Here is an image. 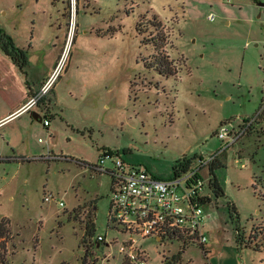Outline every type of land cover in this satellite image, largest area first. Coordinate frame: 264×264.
Wrapping results in <instances>:
<instances>
[{"label": "rangeland", "instance_id": "1", "mask_svg": "<svg viewBox=\"0 0 264 264\" xmlns=\"http://www.w3.org/2000/svg\"><path fill=\"white\" fill-rule=\"evenodd\" d=\"M259 1L0 0V23L30 49L31 80L52 73L48 63L66 51L50 93L51 125L34 120L20 127L16 153L0 142L2 156H18L0 160L9 264H82L81 240L94 221L95 238L107 240L89 246L87 264H133L120 251L126 233L108 231L113 177L93 166L113 169L123 158L169 178L178 159L220 152L222 126L239 128L257 116L264 98ZM155 16L178 70L173 76L146 64L155 48L142 39L158 30L152 26L141 35L137 24ZM257 122L219 154L224 165L216 175L224 195L208 190L205 246L147 237L141 241L146 264H264V249L236 239L237 225L248 237L264 230V121ZM106 153L112 156L102 160ZM115 238L120 241L109 244ZM87 239L90 245L93 238Z\"/></svg>", "mask_w": 264, "mask_h": 264}, {"label": "built area", "instance_id": "2", "mask_svg": "<svg viewBox=\"0 0 264 264\" xmlns=\"http://www.w3.org/2000/svg\"><path fill=\"white\" fill-rule=\"evenodd\" d=\"M264 8V6H263ZM213 13L208 15L214 20ZM66 51L56 63L52 73L43 81L23 105V109H33L52 90L55 80L62 71L65 63ZM254 118L239 128L228 129L222 126L217 134L225 143L220 152L207 158L199 157L192 163L181 166L178 173L169 178L154 175L148 168L128 163L123 158L115 160L113 169L94 165L97 171L108 172L113 177L111 205L108 215V231L117 229L126 233L122 240L120 251L125 254L129 263L146 264V250L141 241L153 237L163 242L167 239H180L189 243L199 242L206 244L207 235L205 226V206L212 201L207 195L210 175L204 174L221 151L234 145L247 132ZM45 126L50 123L49 118L42 117ZM112 156L111 153L103 155L102 160ZM53 197L46 196L50 201ZM64 206L63 201H59ZM98 245L106 241L105 235L97 236ZM115 238L109 244L119 242Z\"/></svg>", "mask_w": 264, "mask_h": 264}, {"label": "trees", "instance_id": "3", "mask_svg": "<svg viewBox=\"0 0 264 264\" xmlns=\"http://www.w3.org/2000/svg\"><path fill=\"white\" fill-rule=\"evenodd\" d=\"M152 26H156L155 29L158 30V32L155 35H152L150 37L144 36L142 39V42L144 44H153L155 48V52L151 55L149 59L146 60V64L149 68L157 70L160 74L163 76H173L175 75L178 70L174 65V62L169 57V54L164 49L167 36L165 32H162L159 28L162 26L161 20L155 16L152 20L149 21H139L137 24V30L138 33L143 35L146 33V31L151 28ZM153 34V32H152ZM0 47L2 50L10 56L13 61L22 69V71L27 74V68L29 67V49L20 47L16 44L14 41L13 36L8 33L5 29L0 27ZM50 98L47 99V96L44 97L39 105L46 104L49 108L50 105ZM264 98L262 99L260 110L257 113V116L248 117L245 120V123L249 122L252 118L253 121L249 125L248 129L246 130L248 133H250L253 128L255 127V123L258 121V117L261 118L264 121ZM244 123V124H245ZM258 123V122H257ZM264 131V130H263ZM199 157H187L184 156L180 159H178L175 164L173 165V173H178V169L181 166H185L186 164H190L193 162V160L197 159ZM224 164L222 160L218 157H216L212 162L209 164V173H210V180H209V189L213 190L217 196L224 195L223 188L218 180V177L216 175V170L219 167H222ZM102 172V171H99ZM231 216L236 221L238 219V215L236 214V208L235 206L231 207ZM95 221L93 223H87L85 227V233L82 237V244L85 245V254L84 259L82 261V264H87V258L92 254L91 246L92 244L97 248L98 240L95 238ZM236 239L240 246L250 247L256 250L264 249V230L261 228L260 230L254 231L253 234L248 236H245V230L241 229L238 225L236 226ZM10 235V228L8 226V221L1 220L0 221V264H9L7 254H6V239L9 238ZM93 238V242L88 245V239L87 237ZM184 245H188L186 241H184ZM204 247L205 245L202 244ZM207 252V250H206Z\"/></svg>", "mask_w": 264, "mask_h": 264}, {"label": "crops", "instance_id": "4", "mask_svg": "<svg viewBox=\"0 0 264 264\" xmlns=\"http://www.w3.org/2000/svg\"><path fill=\"white\" fill-rule=\"evenodd\" d=\"M257 3L259 5L260 1ZM0 27L13 36L18 46L29 49L28 46L21 43L17 35L10 31L7 25L0 23ZM57 61L55 57L52 58L48 66L55 67ZM28 68H30V54ZM49 70L43 71L40 76L37 75L31 80L28 72L25 74L0 47V142L7 141V145L11 146V150L14 153H16L15 150L18 148L20 139H23V136L19 134V128L33 126L34 120L40 121L38 115L43 117V119L49 118L51 106L48 108L46 104L38 105L33 109L22 108L28 98L39 89L43 81L50 75L51 72ZM50 93L47 95V98H50ZM8 125L11 126L8 127ZM50 125L51 121L48 126ZM15 157L18 156H2L0 154V160Z\"/></svg>", "mask_w": 264, "mask_h": 264}, {"label": "water", "instance_id": "5", "mask_svg": "<svg viewBox=\"0 0 264 264\" xmlns=\"http://www.w3.org/2000/svg\"><path fill=\"white\" fill-rule=\"evenodd\" d=\"M259 6L263 7V6H264V3H263V2H260V3H259ZM38 119H39L40 121H42V117H41L40 115H38Z\"/></svg>", "mask_w": 264, "mask_h": 264}]
</instances>
